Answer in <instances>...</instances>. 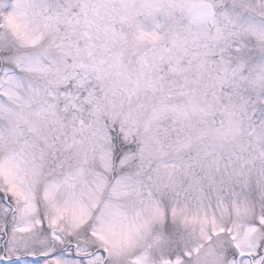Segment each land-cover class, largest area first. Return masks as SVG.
<instances>
[{
    "label": "snow or ice",
    "instance_id": "snow-or-ice-1",
    "mask_svg": "<svg viewBox=\"0 0 264 264\" xmlns=\"http://www.w3.org/2000/svg\"><path fill=\"white\" fill-rule=\"evenodd\" d=\"M0 264H264V0H0Z\"/></svg>",
    "mask_w": 264,
    "mask_h": 264
}]
</instances>
